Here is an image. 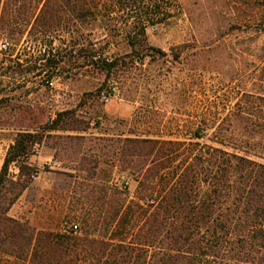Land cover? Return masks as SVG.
<instances>
[{"label": "rangeland", "instance_id": "obj_1", "mask_svg": "<svg viewBox=\"0 0 264 264\" xmlns=\"http://www.w3.org/2000/svg\"><path fill=\"white\" fill-rule=\"evenodd\" d=\"M20 1L18 29L12 37L0 31V60L7 71L0 82V166L17 131L41 127L59 110L75 109L86 131H51L84 135L77 154L70 153L67 139L55 135L35 148L29 161L38 172L10 208L12 217L38 229L82 228L81 219L108 194L101 184L125 178L129 198L136 189L114 155L118 137L171 138L205 118L206 135L199 142L217 145L212 134L229 132L227 118L238 103L259 112L264 0H95L96 7L92 0H71L81 11L64 9L60 24L44 36L61 51L62 61L49 71L55 74L52 85L45 74L12 77L11 71L22 67L16 62L39 54L26 47L33 43V14L42 2ZM75 41L117 57L118 65L107 74L88 64L72 51ZM82 154L96 158L93 177L74 169Z\"/></svg>", "mask_w": 264, "mask_h": 264}, {"label": "trees", "instance_id": "obj_2", "mask_svg": "<svg viewBox=\"0 0 264 264\" xmlns=\"http://www.w3.org/2000/svg\"><path fill=\"white\" fill-rule=\"evenodd\" d=\"M19 2L0 0L4 37H12L20 25ZM37 2L42 4L33 14V43L26 48L39 54L26 57L24 64L16 62L22 67L11 74L23 80L45 74L48 83L55 75L49 71L62 58L44 36L60 24L64 9L75 14L81 8L71 0ZM147 23L153 24L150 19ZM71 49L107 74L118 65L117 57L98 54L82 41ZM5 69L0 60V82ZM257 99L258 114L252 106L241 109L237 104L227 118L229 132L212 134L217 145L199 142L206 135L205 118L171 138L118 137L114 155L120 170L137 182L134 194L129 198L125 178L101 184L108 194L76 230L38 229L10 216L9 210L38 172L29 161L35 148L55 135L67 139L70 153L77 154L84 135L51 131H86L83 121L75 109H64L41 127L17 131L0 166V264H264V96ZM95 160L82 154L74 169L93 177Z\"/></svg>", "mask_w": 264, "mask_h": 264}, {"label": "built area", "instance_id": "obj_3", "mask_svg": "<svg viewBox=\"0 0 264 264\" xmlns=\"http://www.w3.org/2000/svg\"><path fill=\"white\" fill-rule=\"evenodd\" d=\"M52 83H53L52 80L48 82V84H50V85H52ZM101 97H102V99H103L105 102H108V101L110 100V98H109L108 96H106L105 94H103V93H102ZM72 229H74V230L77 229V225L74 224V225L72 226Z\"/></svg>", "mask_w": 264, "mask_h": 264}]
</instances>
